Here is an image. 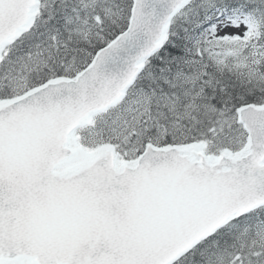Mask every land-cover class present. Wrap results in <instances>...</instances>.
Instances as JSON below:
<instances>
[{"label":"snow or ice","instance_id":"snow-or-ice-1","mask_svg":"<svg viewBox=\"0 0 264 264\" xmlns=\"http://www.w3.org/2000/svg\"><path fill=\"white\" fill-rule=\"evenodd\" d=\"M0 264H264V0H0Z\"/></svg>","mask_w":264,"mask_h":264}]
</instances>
